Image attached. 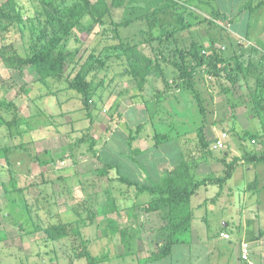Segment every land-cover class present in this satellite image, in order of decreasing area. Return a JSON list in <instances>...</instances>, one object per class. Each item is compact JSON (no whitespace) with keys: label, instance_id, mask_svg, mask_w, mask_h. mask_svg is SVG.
Returning <instances> with one entry per match:
<instances>
[{"label":"rangeland","instance_id":"rangeland-1","mask_svg":"<svg viewBox=\"0 0 264 264\" xmlns=\"http://www.w3.org/2000/svg\"><path fill=\"white\" fill-rule=\"evenodd\" d=\"M4 1L0 0V5ZM261 1L128 0L123 7L112 8L106 19L132 20L119 31L121 41L138 43L140 53L154 58L160 55L153 56L143 41L149 21L139 20V15H156L151 21L157 24L154 29L157 35L175 30L169 42L165 38L159 40L165 60L178 47L187 49L193 40L203 44L205 55L215 49L247 59L259 57L256 51L264 53V6L252 12L249 9L240 12V8ZM18 2L22 5L19 12L23 21L11 27L5 26L4 19L0 20V101L18 105L20 117L28 119L29 129L14 141L11 133L0 126V148L13 146L19 140L35 141L10 154L9 163L0 153V227L4 225L0 228V264H146L142 255L157 248L159 217L145 210L150 195L144 192L136 196L137 190L123 184L117 170L142 184L159 179L155 163L175 165L180 160V139L157 144L156 132L172 137L187 132L180 137L187 138V144L182 141L187 152L195 151L196 143L203 138L217 155H222L224 149H229L232 155H259L264 153V115L259 118L251 113L243 101L245 90L229 86L227 95L219 91L218 84L206 71L195 77L205 105L202 116L191 91L177 88L173 81L177 72L167 62L161 64L163 76L153 74L145 91L135 94L136 82L124 75L123 69L128 67L129 54L123 53L120 59L115 56L119 44L112 50L108 48L119 43L117 34L88 19L82 20L83 32L72 30L71 36L60 45L67 57L66 78L42 84L32 66L20 69L9 60L13 54H30L38 23L45 22L47 17L41 0ZM217 9L221 11L219 16ZM106 54H111L112 59L102 65L98 57L101 55L103 59ZM137 55L130 56L137 58ZM79 71L86 72L93 79V88L96 86L88 108L82 104V95L69 88L66 80ZM111 79L123 82L115 85ZM125 88L129 91L118 97V92ZM133 88L135 91H131ZM162 93L167 97L158 99ZM149 100L152 101L146 104ZM202 120V130L197 132ZM222 132L227 133L225 147L215 148L214 142ZM136 134L140 138L129 144L130 137ZM136 146L143 147L144 153L133 161L131 150ZM104 151L118 164L117 170L107 169L105 175L99 172L103 165L97 157L100 154L104 159ZM149 174L154 176L148 177ZM2 184L10 192L6 193ZM211 194V190L206 194L202 190L193 197V203ZM216 204L234 216L227 227L232 240L258 246L255 234L259 229L264 237V162L246 160L238 164ZM210 206L211 203L196 207L195 216L204 215ZM116 208L121 212L118 220L121 227L112 234L104 211H113L115 217ZM208 212L210 218L216 216V223L208 229L204 226L197 229L203 238L218 235L229 220L219 218L220 213ZM91 213L93 218L89 217ZM60 220L72 223L77 234L58 241L48 240L40 228ZM85 251L96 261H91ZM81 252L86 257H80ZM207 260L216 264L218 249ZM229 264H236L235 253Z\"/></svg>","mask_w":264,"mask_h":264},{"label":"trees","instance_id":"trees-1","mask_svg":"<svg viewBox=\"0 0 264 264\" xmlns=\"http://www.w3.org/2000/svg\"><path fill=\"white\" fill-rule=\"evenodd\" d=\"M46 11L45 22L40 21L38 23V34L34 37V43L31 48V52L27 56H21L13 54L9 58L12 63L18 64V67L22 69L25 66H32L38 74L39 81L45 84L47 81H61L66 78L67 72V57L60 45L64 40L71 36L72 30L84 31L85 24L82 20L88 19L97 25L104 26L105 29H111L117 35L116 40L119 43L109 45L108 48L116 47V57L120 58L125 54L127 55L128 67L124 66V75L131 78L136 82V87L139 92L145 91L148 84L149 77L153 74L157 76H163V62L171 64L177 72V77L173 80L176 82L177 88L189 89L195 99L199 113L204 116L205 105L201 97L200 91L197 88L198 75L204 74L206 71L214 79L219 86V91L229 95V86L237 85L238 88L245 90V98L243 101L246 106L249 107L251 113L254 116L263 117L264 115V53L256 51L260 56L258 57H245L243 55L231 54L225 55L222 50H215L209 55L203 53L204 46L197 41H191L189 47H178L177 50H173L169 54V59L165 60L162 57V42L165 38L166 42H169L173 37L174 31H170L165 34H155V26L157 25L151 19L155 18V14H149L145 16L139 15L137 18L141 21L148 20L149 28L144 30V44L151 50L153 56L160 55L159 58L149 56L147 53H140L138 50V43H130L129 41H121L119 31L123 27L130 25L132 20L125 21H113L107 20L106 17H110V11L112 8H121L128 0H41ZM264 6V1L252 6V4L246 3L241 6L240 12L243 9H249L250 12L256 11ZM22 5L18 0H6L0 5V20L5 21V26L14 27L19 25L23 19L20 14ZM218 16L221 14L220 10H216ZM8 27L6 30H9ZM82 31V32H83ZM134 38V37H133ZM66 42V41H65ZM157 43V45H154ZM225 49V48H224ZM121 50V52L119 51ZM107 48L105 53H107ZM124 51V52H122ZM124 53V54H123ZM138 53L137 58L130 56ZM102 55V54H101ZM99 55L98 59L102 65H105L106 61L112 59L111 54H106L102 59ZM139 57V58H138ZM141 60V61H140ZM105 67V66H104ZM69 88L78 90L82 95V104L86 108L91 101L90 94L93 93L92 82L93 79L88 78L86 72H77L75 77L66 79ZM112 83L114 79H111ZM109 84L110 81H109ZM168 87L170 85L167 84ZM102 88V87H101ZM95 90V89H94ZM59 91V90H57ZM57 91H52L55 94ZM160 93V92H159ZM154 96V100L157 98L167 97L166 94ZM157 97V98H156ZM152 100L145 101L149 103ZM14 102L0 101V126L4 127L8 133L10 132L14 141L21 139L22 136L28 132L29 125L28 119L20 117L19 108ZM148 106V105H147ZM148 108V107H147ZM3 111V113L1 112ZM5 113V114H4ZM8 115L9 117H6ZM201 125L196 129L197 132L202 130ZM139 127L136 132L139 133ZM156 132L158 135L157 144L175 141L180 139V160L172 168L167 169L162 174L160 180L151 183H138L130 180L128 177L118 172L117 164L114 162H108L102 159L100 154L97 155L101 161L103 168L99 169L100 173L105 175V170L116 169L119 180L125 184L129 189L135 188L136 195H140L144 192L148 193L151 197L150 203L145 207L146 212L156 213L160 221L159 234L156 237V250L150 255V259L160 260L171 254L172 248L177 243L187 241L186 235L191 230V222L193 218L192 210V197L202 187H215L216 193L210 199L212 202L218 200L223 194L228 182L232 179L234 171L238 164L246 161L250 163L264 162V153L259 155H232L229 149L222 150V155L215 154V151L210 147L209 143L203 138L199 139L196 143L195 151H185L184 145L187 144V138L181 139V135L187 134V132L180 133L177 137H172L169 134ZM138 134L130 137L129 144H132L133 140L139 139ZM201 140V141H200ZM33 139L29 141L19 140L17 144L13 146H7L0 148V153L4 155V160L10 162L9 157L16 149L24 148L25 145L31 144ZM186 144H182L183 142ZM141 148L136 146L132 148V159L136 161L137 156L141 154ZM220 162L223 169L219 173H212L201 178L196 175V168L202 162ZM258 183V178H256ZM12 183V181H11ZM256 183V182H255ZM250 185V184H249ZM248 185V186H249ZM257 186L258 184H254ZM6 193L10 192L9 188L5 184H2ZM128 191V190H127ZM113 207V202H111ZM118 208V207H117ZM115 211V217L113 211H107L104 213L108 216V226L111 229L112 234L120 231L119 216L120 211ZM111 209V208H110ZM92 212L94 213L93 209ZM92 217V213L89 215ZM82 220V219H81ZM225 229V227H223ZM39 230V229H38ZM46 235V238L50 241H58L62 238L70 237L73 234H77L74 225L70 222L58 221L54 224L51 223L46 227L40 228ZM79 236V235H78ZM251 250V248H250ZM86 256L90 257L91 261H96L91 256L89 251H85ZM80 257H86L83 253H79ZM252 256V255H251Z\"/></svg>","mask_w":264,"mask_h":264},{"label":"crops","instance_id":"crops-1","mask_svg":"<svg viewBox=\"0 0 264 264\" xmlns=\"http://www.w3.org/2000/svg\"><path fill=\"white\" fill-rule=\"evenodd\" d=\"M114 80H115V85H118V83L121 81L123 82V79H114ZM132 81H134V80H132ZM102 88H104V87H102ZM128 91H127V88L121 89L118 92V97H120L121 92L127 93ZM131 91H135L134 88L131 89ZM137 92H138V90L135 92V94H137ZM104 150H105V148H104ZM141 151H142L141 154H143L144 153L143 147H141ZM103 153L105 155V158L104 159L102 158L103 160L111 162V163L114 162V164L115 163L117 164L116 160L115 161H114V159L111 160L112 158H111L110 153H109L108 157L106 156L105 151ZM137 157H139V156H137ZM107 159H109V160H107ZM133 161H135V160L133 159ZM146 163H148V162H146ZM173 163L160 162V163L154 164L156 166L155 170H156L157 176L159 178L158 180H160V178H161V176L165 170L170 169L174 166ZM177 163L178 162L176 161L175 165ZM160 165H162L161 166L162 169L159 168ZM222 169H223V166L220 162H206L205 161V162L200 163L199 166L196 168V175H197V177L201 178V177L206 176L208 174L219 173V172H221ZM152 176H154V174H149L148 177H152ZM126 177H128V176H126ZM129 179L133 181V179H131V178H129ZM246 187H248V186H246ZM202 190L204 191V194H206V192L208 190H211L212 196H209V197L204 196V197L200 198L197 202L193 203V200H194L193 197L199 196V193ZM216 190L217 189L215 187H211V186L207 187V188L202 187L192 197L191 203H192V210H193V218H192V222H191V230L188 233L189 234L188 237L186 238L187 241L175 244L172 248L171 254L168 255L167 257L163 258V259H160V260L150 259V255L153 251H150V252L148 251V253H145L144 255H142L143 259H145L146 264H212V262L209 263V260H207V258H209V256L213 253V250H216V249H218V253H219V261H217L216 264H229L231 259H232L233 253H235V256H236V264H244L243 262H241L240 257H239L240 242H235L232 240V235L227 228L230 226V224H231L230 222H232L234 220V216L226 214L225 207L216 204V201H218L219 199L216 200L215 202H212L210 200L213 197V194L216 193ZM224 192H225V190H224ZM208 203H211V206L208 208V211L210 210L211 214L220 213L219 218H226L225 220H227V219H229V220H227L226 221L227 224L224 225L225 229L221 228L219 230L218 235L213 236L212 234H209L208 236L204 237L205 238L204 239L200 234L201 231L198 232L197 229L201 228L200 226H204L208 229V228L212 227L211 225H215L216 216H214V218L212 219L209 217V212L206 211V213L204 215H197V217H196L195 216V210H196L195 208L207 205ZM213 204H214V206H213ZM195 219H196V221H195ZM233 225H235V224H233ZM2 227H4L3 224L1 225L0 228H2ZM221 232L228 233L230 235L229 238L222 237L220 235ZM255 237H256V242H257L258 246H253L252 244H250L248 242L250 244V248H251L252 253H254V254H252L251 258L255 264H257V263H256L254 257L257 258L259 262L261 260L262 264H264V252L262 251V249L264 247L263 232L259 229L258 232L255 234ZM208 241L210 243H208ZM206 243H207V245H206ZM229 253L231 254V257L228 258Z\"/></svg>","mask_w":264,"mask_h":264},{"label":"built area","instance_id":"built-area-1","mask_svg":"<svg viewBox=\"0 0 264 264\" xmlns=\"http://www.w3.org/2000/svg\"><path fill=\"white\" fill-rule=\"evenodd\" d=\"M227 138V133L222 132L218 137L216 138L214 142L215 148H224L225 147V139ZM220 235L225 238H229L228 233L221 232ZM239 257L241 262L244 264H255L254 261L251 258V252H250V244L246 241H242L239 246Z\"/></svg>","mask_w":264,"mask_h":264}]
</instances>
